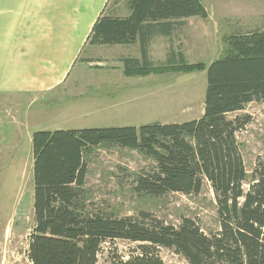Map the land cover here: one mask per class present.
Listing matches in <instances>:
<instances>
[{
    "label": "trees",
    "instance_id": "obj_1",
    "mask_svg": "<svg viewBox=\"0 0 264 264\" xmlns=\"http://www.w3.org/2000/svg\"><path fill=\"white\" fill-rule=\"evenodd\" d=\"M128 7L127 17L99 16L86 43L132 44L144 23L204 16L198 0H129ZM224 44L206 66H169L206 70L204 108L197 118L32 133L33 227L27 249L32 264H98L103 245L115 240L136 245L125 256L110 251L106 264H164L160 248L188 264H264V153L249 173L237 132L251 117H228L248 103L264 102V30L228 35ZM155 70L131 66L124 73ZM101 147L133 149L153 161L135 177L132 188L139 196L192 195L207 183L219 229L208 235L188 217L172 224L144 211L133 217L89 209L88 161Z\"/></svg>",
    "mask_w": 264,
    "mask_h": 264
},
{
    "label": "rangeland",
    "instance_id": "obj_2",
    "mask_svg": "<svg viewBox=\"0 0 264 264\" xmlns=\"http://www.w3.org/2000/svg\"><path fill=\"white\" fill-rule=\"evenodd\" d=\"M128 1L109 0L105 11L112 16L113 10L114 16L123 17L129 11ZM198 1L204 16L196 19L190 31L194 33V44L181 48L185 58L177 65L206 66L221 55L228 35L250 31L257 25L264 27L260 19L256 23L250 17L254 3ZM165 48L156 46L150 66L157 70L146 75L127 78L110 72L114 63L107 60L110 52L102 47L94 53L100 61L89 59V53L83 54L84 61L71 74L64 97H55L53 92L10 97L11 101L0 98V264H32L27 249L33 227L30 136L34 131L177 123L203 113L206 70L187 71L163 65ZM136 76L141 77L138 80ZM237 114L251 117L237 132L245 168L250 173L256 156L264 153V102L248 103L228 117ZM27 115L33 117L29 121L34 126L29 125ZM152 165L151 159L133 149L98 148L88 161L84 185L88 208L133 217L144 211L172 224L188 217L204 233L216 232L219 223L207 183L192 195L175 192L152 198L133 191L136 175ZM135 245L124 240L106 242L98 264H106L110 251L125 256ZM159 256L164 264H188L171 249L160 248Z\"/></svg>",
    "mask_w": 264,
    "mask_h": 264
},
{
    "label": "crops",
    "instance_id": "obj_3",
    "mask_svg": "<svg viewBox=\"0 0 264 264\" xmlns=\"http://www.w3.org/2000/svg\"><path fill=\"white\" fill-rule=\"evenodd\" d=\"M108 1L0 0V98L11 101L10 97L53 92L55 97H64L71 74L84 61L83 54L89 53V59L100 61L94 53L102 47L109 50L107 60L114 63L110 72L127 78H132L124 73L128 67L153 64L159 44L164 48L166 45L163 65L184 61L185 55L180 50L189 43L194 44V33L190 31L199 15L164 23H144L132 44H87V37L102 11L109 15L105 11ZM237 1L254 3L250 17L256 23L260 19L263 24L264 0H219L231 4ZM111 13L115 15V11ZM130 13L129 9L123 17ZM257 26L252 30H264L262 25ZM136 77L139 80L141 76ZM30 118L33 117L27 115L29 125L34 126Z\"/></svg>",
    "mask_w": 264,
    "mask_h": 264
}]
</instances>
